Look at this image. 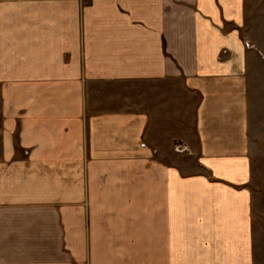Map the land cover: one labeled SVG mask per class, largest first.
Returning a JSON list of instances; mask_svg holds the SVG:
<instances>
[{
    "label": "crops",
    "instance_id": "1",
    "mask_svg": "<svg viewBox=\"0 0 264 264\" xmlns=\"http://www.w3.org/2000/svg\"><path fill=\"white\" fill-rule=\"evenodd\" d=\"M256 179L264 0H0V264H256Z\"/></svg>",
    "mask_w": 264,
    "mask_h": 264
},
{
    "label": "rangeland",
    "instance_id": "2",
    "mask_svg": "<svg viewBox=\"0 0 264 264\" xmlns=\"http://www.w3.org/2000/svg\"><path fill=\"white\" fill-rule=\"evenodd\" d=\"M253 17H254V15H252L250 18H253ZM249 27H250V32L252 31V28L255 29V25L254 24H249ZM180 151H182V149H180ZM260 170H263V168L260 169L258 167V168L255 169V172L256 171L259 172ZM256 180H258V184H260V186L258 187V191L259 192L257 193L258 194L257 196L264 198V179H256ZM262 202H264V199L262 200ZM256 215H255V217H256ZM256 221H258L257 217H256ZM262 234H263V238H264V232ZM257 252H258V257H261V258L258 259L256 264H264V246L261 247V248L258 247Z\"/></svg>",
    "mask_w": 264,
    "mask_h": 264
},
{
    "label": "built area",
    "instance_id": "3",
    "mask_svg": "<svg viewBox=\"0 0 264 264\" xmlns=\"http://www.w3.org/2000/svg\"><path fill=\"white\" fill-rule=\"evenodd\" d=\"M179 149V148H178ZM180 150V149H179Z\"/></svg>",
    "mask_w": 264,
    "mask_h": 264
}]
</instances>
